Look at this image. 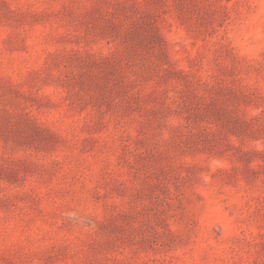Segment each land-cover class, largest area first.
I'll list each match as a JSON object with an SVG mask.
<instances>
[{
	"label": "rangeland",
	"instance_id": "374dc122",
	"mask_svg": "<svg viewBox=\"0 0 264 264\" xmlns=\"http://www.w3.org/2000/svg\"><path fill=\"white\" fill-rule=\"evenodd\" d=\"M0 264H264V0H0Z\"/></svg>",
	"mask_w": 264,
	"mask_h": 264
}]
</instances>
